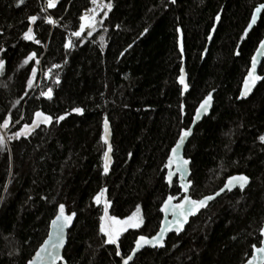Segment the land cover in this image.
Instances as JSON below:
<instances>
[{
  "label": "trees",
  "instance_id": "trees-1",
  "mask_svg": "<svg viewBox=\"0 0 264 264\" xmlns=\"http://www.w3.org/2000/svg\"><path fill=\"white\" fill-rule=\"evenodd\" d=\"M49 1L0 0V264H27L61 211L74 216L66 264H121L138 235L156 233L167 195L180 192L165 181L167 159L211 91V113L185 147L191 195L214 192L236 173L251 183L131 264H244L264 223V77L248 99L239 93L264 37V12L239 41L264 0H106L81 36L72 35L93 0ZM46 69L51 78L40 81ZM105 119L113 131L109 175ZM137 207L143 226L114 237L116 245L109 223Z\"/></svg>",
  "mask_w": 264,
  "mask_h": 264
},
{
  "label": "water",
  "instance_id": "water-1",
  "mask_svg": "<svg viewBox=\"0 0 264 264\" xmlns=\"http://www.w3.org/2000/svg\"><path fill=\"white\" fill-rule=\"evenodd\" d=\"M63 0H50L49 8L54 7ZM264 12V3L259 4L252 12L250 21L244 30L239 41L241 43L247 39L252 29L258 24L262 13ZM37 17L30 18V27L26 33L28 39L33 36V27ZM216 27L213 29L211 36L214 35ZM264 60V37L255 49L248 69L245 75L239 99H248L255 91L257 86L263 80L260 68ZM180 84L183 89V96L189 90L186 69L183 68L180 76ZM214 92L211 91L198 105L193 119L188 128L181 130L179 137L171 148L166 164L165 181L171 190L176 182L180 192L176 195L168 194L162 205L160 212L162 219L160 226L153 235L140 234L134 241L133 248L127 256L122 257L121 264H131L140 252L144 249H163L166 246L168 238L175 234L180 235L190 224L198 217L210 204L226 193L236 189H245L249 187L251 178L244 173H236L229 176L221 187L216 191L206 194L200 198L191 195L192 188V170L191 160L185 156V147L191 137L195 127L210 115L213 108ZM113 131L111 122L105 119L102 124V142L104 144L103 155V173L109 175L114 163L113 157ZM74 216L64 211L59 212L51 221L49 232L43 243L36 250L27 264H66L64 251L68 242L69 230L73 226ZM262 240L259 246H255L250 258L244 264H264V223L260 231ZM112 237V236H111ZM117 245V240L113 239Z\"/></svg>",
  "mask_w": 264,
  "mask_h": 264
},
{
  "label": "rangeland",
  "instance_id": "rangeland-1",
  "mask_svg": "<svg viewBox=\"0 0 264 264\" xmlns=\"http://www.w3.org/2000/svg\"><path fill=\"white\" fill-rule=\"evenodd\" d=\"M106 4H107L106 0H103V9L106 7ZM48 21L50 22V16L48 17ZM94 23L91 25V27L94 25ZM68 41H69L68 46L70 47V45H72V40L69 39ZM143 224H144V218L142 214V209L141 207H137L129 216L125 218L112 219L111 221L112 233L116 238H120L122 235H124L126 232L130 230H136L141 228Z\"/></svg>",
  "mask_w": 264,
  "mask_h": 264
},
{
  "label": "built area",
  "instance_id": "built-area-1",
  "mask_svg": "<svg viewBox=\"0 0 264 264\" xmlns=\"http://www.w3.org/2000/svg\"><path fill=\"white\" fill-rule=\"evenodd\" d=\"M93 2L95 3V0H93ZM94 3L92 5H94ZM103 9V0L100 1V10L98 11V14L95 15L93 22L91 23V25L95 22L96 17L102 12ZM86 13L84 12L83 15H85ZM82 15V18H83ZM50 22L52 25H56L57 24V19H55L53 16H50ZM81 25H82V19H81ZM81 25L79 27V29L73 33V35L75 36H81L83 34V32L89 30L91 28V25H89V27L86 30H81ZM69 40V39H68ZM67 40L66 42V46L69 47V41ZM71 46V45H70ZM51 78V70L50 69H46V70H41V75H40V81L42 79L45 80H49ZM42 96L45 98H50L52 96V90L50 88H48L46 91L42 92Z\"/></svg>",
  "mask_w": 264,
  "mask_h": 264
},
{
  "label": "bare ground",
  "instance_id": "bare-ground-1",
  "mask_svg": "<svg viewBox=\"0 0 264 264\" xmlns=\"http://www.w3.org/2000/svg\"><path fill=\"white\" fill-rule=\"evenodd\" d=\"M100 1L101 0H95V3L93 2L94 5L84 11L86 14L83 15L82 18L81 30H86L89 25H91V23L93 22L95 15L98 14V11L100 10Z\"/></svg>",
  "mask_w": 264,
  "mask_h": 264
},
{
  "label": "flooded vegetation",
  "instance_id": "flooded-vegetation-1",
  "mask_svg": "<svg viewBox=\"0 0 264 264\" xmlns=\"http://www.w3.org/2000/svg\"><path fill=\"white\" fill-rule=\"evenodd\" d=\"M109 233H110V234H109V235H110V237L112 236L111 238H113V239H114V237H115V236H114V235H113V233H112L111 222L109 223Z\"/></svg>",
  "mask_w": 264,
  "mask_h": 264
}]
</instances>
